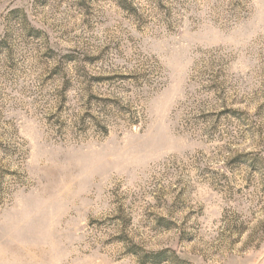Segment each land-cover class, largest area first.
Instances as JSON below:
<instances>
[{"label": "rangeland", "instance_id": "374dc122", "mask_svg": "<svg viewBox=\"0 0 264 264\" xmlns=\"http://www.w3.org/2000/svg\"><path fill=\"white\" fill-rule=\"evenodd\" d=\"M0 264H264V0H0Z\"/></svg>", "mask_w": 264, "mask_h": 264}]
</instances>
